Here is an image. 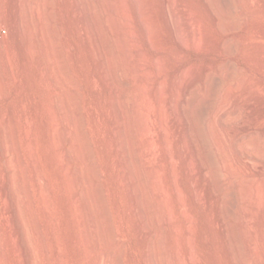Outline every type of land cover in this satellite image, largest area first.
<instances>
[{
	"label": "bare ground",
	"instance_id": "obj_1",
	"mask_svg": "<svg viewBox=\"0 0 264 264\" xmlns=\"http://www.w3.org/2000/svg\"><path fill=\"white\" fill-rule=\"evenodd\" d=\"M257 2H14V24L10 19L14 25L10 30L13 47L15 51L21 50L27 60L37 64L46 78L49 146L58 152L72 202L77 209L81 242L88 257L93 258L91 264H223L222 255L228 264H264V254L260 255L263 250L258 253L262 241L255 226L262 209L259 207L260 182L254 177L240 178L241 171H245L247 177L257 172L259 167L254 166L255 171L251 162L257 161L254 154L259 155V150L254 136L250 135L252 130L249 131L247 123L246 127L242 126L238 121L242 115H237L241 105L250 110L248 113L253 112L259 92L263 90L257 89L252 66L258 62L260 51L264 55V43L257 44L252 40L248 44L245 34L254 24L259 6ZM114 42L118 44L117 50L122 57V60L117 57L123 63L119 62V68L123 66L121 71L132 81V106L136 116H126L123 123L127 124L124 125L127 130L121 128L123 123L119 122L116 110L115 86L123 79V74L120 75L115 63L113 55L116 50L112 53ZM244 47L249 48V65L243 69L245 72L241 68ZM76 68L97 93L88 114L83 109L84 84L76 76ZM149 85L155 87L157 99L168 115L159 118L156 131L147 132L142 129L143 124L148 125L151 120L137 115L139 104L136 95L142 90H152ZM260 93L261 96L264 94ZM118 97L116 100L119 101ZM242 134L248 139L242 140ZM26 135L36 181L42 191L41 209L50 220H54L53 189L38 167L33 135L30 136V131ZM16 139L14 147L17 146ZM154 141H161L160 146ZM104 145L107 171L98 161V150ZM240 149L245 156L239 155ZM162 151L168 161L158 165L157 158ZM135 152H139L141 165L136 161ZM231 159L236 166H230ZM17 161L22 164L21 158L18 157ZM11 163L4 176L6 197H2L5 200L0 199V206L3 209L8 207L7 204L18 206L24 194L33 208L31 182L23 174L24 192L21 194L17 167ZM182 168L188 171L194 195L182 186ZM113 173L115 183L111 184L114 189L119 186L126 192L130 218L140 237V251L134 250L129 260L123 250L125 237L116 234L112 219L110 197L113 194L106 185L109 179L112 180ZM164 174L172 179V190L181 203L184 223H178L173 207L169 206L170 193L162 183ZM260 184L263 185L262 182ZM193 198L205 208L207 227L204 230L191 213ZM22 215L17 209L11 221L5 217L3 225L16 230L24 225ZM147 217L150 219L148 223ZM155 220L161 224V229L154 236L151 227ZM34 222L42 242V227L39 222ZM166 225L173 226V232L181 236L187 234L188 252L180 247L174 251L171 246L161 249V241H168L165 239ZM213 228L217 236L212 234ZM24 229L13 241L18 253L22 254V264H32V244ZM96 239L100 241L103 250L99 248L103 253L94 259ZM201 243L210 257L203 252L201 255L196 253ZM0 249L4 250L2 242Z\"/></svg>",
	"mask_w": 264,
	"mask_h": 264
},
{
	"label": "rangeland",
	"instance_id": "obj_2",
	"mask_svg": "<svg viewBox=\"0 0 264 264\" xmlns=\"http://www.w3.org/2000/svg\"><path fill=\"white\" fill-rule=\"evenodd\" d=\"M259 1H262L263 4L262 2H259ZM14 2H16V0H0V8H1L0 9V18H1L0 23L3 24V25L0 24V40H1L0 41L1 43L0 44V53H1L0 54V59H1L0 60V70L2 69L0 71V79H3V82H1L2 80L0 81V88H1L0 89V199L5 200V198L3 199L2 197H6L7 185H6V182H5L6 180L4 176H6V172L9 169L8 164L12 162L11 164L17 167V174H18L17 179L19 178V180L17 181L19 182L18 187H19L21 194H23L24 192L23 185H22V181L24 178L23 174H25L26 178L28 177L31 182L32 196H33V208H31L30 203H28L29 200L25 199L26 196L24 194L23 196H21V199L19 202L20 206L19 205L18 206L8 205L7 203L6 204L8 207L6 209L1 208L0 206V242L4 244V250L0 249V264H16V263L22 264L23 263L22 257H21L22 254L20 253V251L18 253L17 247L15 248L16 245L13 241V238L16 237L20 232H22L23 231L22 229H24V227H25L24 230L28 232L27 234L32 244V250H33L32 264H91L93 261V258L88 257L85 246L82 245V242H81V232L79 231L80 223H79V219L77 215V209H76L75 204L72 202L69 184L66 182L67 180L64 176L63 169L60 166V163L58 160V152L56 150H52L49 146L50 128H49V125L47 124V113H48V108H49V101H48L47 90L45 87L46 78L44 75H42V70L37 64L36 66L35 63H32L30 60H27L28 58H26L25 54H23L21 50L15 51L13 47V43H12L13 38L11 36L12 34H10V32L12 31L10 30L14 28V25H12L11 23L13 22V19H14V11H15V4H16V3L14 4ZM257 3L259 5L257 8L258 12L253 21L255 25L253 24L251 28L249 29V31L245 33L248 37V41H247L248 44H250L252 40H254V42H256L257 44L264 43V37L262 36V31L264 27V0H258ZM12 16L13 18H11ZM114 37L116 38V36ZM114 44H113L114 46H112L113 47L112 53H114L113 51L116 50L115 55L113 56L115 57V63L118 66V69H120L121 71L123 69V66H120L119 68L118 64L120 62L123 65V63L119 61V60H122L121 59L122 57L121 55L119 56V52L117 50L118 44L115 42ZM248 49L249 48L244 47V50H243V54H242L243 59L241 58L242 70L244 68H245L244 70H246L248 67L247 64L249 65L248 58H247L249 56ZM259 50H261L260 47H259ZM15 53H18L17 55L19 59L18 57L16 58L17 55ZM260 53H259L258 62H256V65L252 66L254 70L253 73H254V78L256 80L258 91L260 89L262 90V88L264 90V87H263L264 86L263 85L264 84V63H263L264 55L262 51H260ZM117 57L119 60H117ZM24 61L26 65L25 63H23ZM75 74L84 84L83 109H84V112L88 114L89 106L96 99L97 93L93 90V88L88 83H86L87 81H86L85 76L82 74V72L78 68H76ZM120 75H122L121 78L123 77V79L120 81V83L118 82L119 84L117 83V85L115 86V89H116L115 90L116 91L115 101H116V110L118 109L117 115L119 117V122L123 123L124 120L126 122V116L132 117V116H136V114L132 106V102H133L132 99H134V97H132L133 92H132V87H131V84H132L131 78L127 77L126 74H124V72L122 71L120 72ZM150 87L151 86L149 85L148 88ZM149 90L150 89H148V92H145V91L142 92L143 90L141 92L139 91L138 95H136V99L138 100V104H139V106H137L138 107L137 115L145 116L146 118H148V120H151L150 124L147 125V123H145L143 124L144 125L143 128L141 127L144 131H147V132L150 130L156 131L157 130L156 122L159 120V118L161 119L164 116L168 115L167 110H165V107H163L164 105L162 104V102L159 99H157L158 97L156 96L155 87L152 88V90L150 91ZM263 90L260 92H264ZM260 92L257 98L258 104L256 102V106L254 108L255 110L253 112L251 111L252 113L251 112L248 113L250 110L247 108L244 109L246 106L244 105L245 107L243 108V106L241 105V107L245 111L246 110L247 111L246 112L243 111L242 108L240 107L241 111L238 110L239 112H237V115L238 116L242 115L241 117L239 116L241 118V119L239 118L238 120L239 123L241 122L242 126L244 125V127L247 126L250 132L252 130L250 135L254 136L253 139H255L254 141L255 145L257 146L259 150V151L257 150L259 155H256L253 153L256 157L254 160H257V161L251 162V165L253 163V167L254 166L256 168L259 167L257 169V172H255V174H253L252 176L247 177L246 176L247 174L245 173V171H241L242 174L240 173L241 174L240 178L242 180H245V179L254 177L253 179H255V181L259 180L258 182L260 183L262 182L263 185L258 183L260 187L259 193H261L259 196V199L262 201L264 198L263 196L264 195V187H263L264 186V182H263L264 180V166H263L264 165V96L263 95L264 94L261 96L262 93ZM117 96H120V98L118 97L120 103H118L119 101L116 100ZM139 107H142V108H139ZM242 112L245 113L246 115L243 116L244 114ZM251 114L252 115L256 114V116L255 115L252 116ZM229 117L236 118V116L235 117L229 116ZM250 117H252V119ZM125 124L126 123L121 124V128L123 129L125 128V130H127V127L124 126ZM248 124L253 125V126H248ZM28 130L30 131V136L33 135L31 137L32 138L34 137L33 138L34 140L33 148L35 151V158H36L38 167L40 169V172L43 175V177H45L47 182H49L51 188L53 189L52 211L54 213V220H50L47 217L46 213L44 212V209H41L43 208L41 207L43 206L42 200H41L42 191L39 188V185L36 181V177H35L36 172L34 170L35 168L32 163L33 158L31 156L30 149H28L29 146H27L28 142H27L26 134L27 132L29 133ZM244 136L245 135L242 134L240 138H242V140L248 139L246 138V136L245 137ZM15 138H17L16 147H14V144H13ZM155 143L160 146L161 141L159 142L157 141ZM105 146L106 145H104L98 150V158H99L98 161L101 167L103 168V170L107 171L108 160L106 156ZM243 150L239 152V155L242 156V154H244L245 150L244 152ZM18 157L21 158L22 164H20L17 161ZM135 157H137L136 161L138 165H141L142 160L139 158L140 157L139 152H135ZM232 160L233 159H231L230 166L231 165L236 166L235 161L234 160L232 161ZM167 161L168 159H167L166 153L162 151L157 158V163L158 165H160L161 163L165 164ZM245 162H243V165H245ZM257 162L260 163V165H258ZM256 168H255V171H256ZM186 171L187 170L185 168H182L181 183H182V186L186 190L188 189L187 190L188 192H191L194 195L195 189L190 186L188 171L187 172ZM112 182L115 183V173H113L112 180L109 179L107 181L106 186L110 190L109 192L113 194L110 197L111 198L110 201H112L110 202V206L112 205L111 211H112V216H113L112 219L114 223V229L117 235H123L125 237V245L123 247V250L125 252V258L129 260L133 252L140 251V247H139L140 237L136 230L134 222L130 218L129 201H128V196L126 192L123 189H121L119 186L115 187L114 189L113 185L111 184ZM162 183H164L163 185L167 189L168 193H170L169 206L173 207L174 212L176 213L175 217L177 216L176 218L178 219L177 220L178 223H184V218H182V214H181V209H182L181 203L179 202L177 196L173 193V190H172L173 189L172 179L167 174H164ZM151 199L153 198L151 197ZM261 201L259 202L260 203L259 207L262 209L259 208L260 210H259V214L256 220L258 222L257 223L255 222V226L256 228H258L257 230L260 236V240L262 241L260 243L262 244L261 245L262 247L259 246L258 253H260V251L262 252L263 250V252L260 253V255L261 254L263 255L264 254V219L262 218V215L264 217V212H263L264 200L262 202ZM152 203L153 201L151 200V204ZM17 209L20 210V212H22L23 214L22 217L24 216L25 218L23 219L24 225L17 228L16 230L12 229V227L9 228V226L3 225V223L6 222L5 217H7L8 220L11 221L12 215L15 212H17ZM203 210H205L204 206L199 205L194 199L192 201L191 213L193 212L192 213L193 217L195 216L194 219L197 220L196 222L204 230V228L207 227V224L205 223L206 222L205 221L206 212ZM261 210H262V213H260ZM198 213H199V216H198ZM31 215L32 216L34 215V216L32 217ZM147 218H146V222L150 220L149 218L148 219ZM34 221L39 222V224L42 227V238H43L42 242H41V237L36 227V222ZM152 225H153V228L151 227V231H152V234L155 236V234L156 235L159 234L158 232L160 231L158 230L161 229V224L157 220H155L153 221ZM172 227L173 226L171 225H166L165 233L167 234H166L165 239H167L168 241L166 242L161 241L160 243L161 249L171 246V249L173 251L176 250L178 247H180V249H183L186 252H188L189 246L186 242L187 234L184 233L181 236L178 232L176 231L173 232L175 229L173 227L174 229L173 230ZM212 234L214 235L217 234L214 228L212 229ZM177 238H179V240ZM100 244L101 243L98 239L94 241V247L97 248V249L95 248L96 251H95L94 259L96 257H99V255L103 253L102 251L103 248ZM178 244L180 245L177 246ZM201 245L202 246H199L198 250H196V253H198V255H201L203 252L205 256L210 257L209 252L207 251L208 252L207 253L204 251V248H205L204 245L202 243ZM99 247H101L102 250ZM223 257L225 258V256L222 255L221 262L223 261V264H225V262L227 263V259L226 258L224 259Z\"/></svg>",
	"mask_w": 264,
	"mask_h": 264
}]
</instances>
